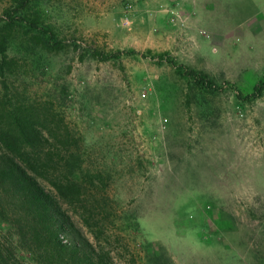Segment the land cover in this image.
Listing matches in <instances>:
<instances>
[{"label": "rangeland", "instance_id": "rangeland-1", "mask_svg": "<svg viewBox=\"0 0 264 264\" xmlns=\"http://www.w3.org/2000/svg\"><path fill=\"white\" fill-rule=\"evenodd\" d=\"M0 41V124L67 134L70 215L114 264H264V0H0ZM14 200L0 191V264H56Z\"/></svg>", "mask_w": 264, "mask_h": 264}, {"label": "trees", "instance_id": "trees-1", "mask_svg": "<svg viewBox=\"0 0 264 264\" xmlns=\"http://www.w3.org/2000/svg\"><path fill=\"white\" fill-rule=\"evenodd\" d=\"M45 47H50L49 42ZM0 50L6 54V46L1 41ZM92 57L108 61L116 56L103 52ZM169 63L179 75L197 86L211 92L216 89L206 73L185 69L174 60ZM263 91L264 88L257 87L250 97H260ZM67 143L65 132L57 134L47 130L35 114H21L12 122L0 124V191L15 199L21 218H18L21 238L26 239L30 231V240L36 244L43 237L46 246L53 248L56 264H114L111 253L101 244L104 228L92 222L86 211L78 214L73 210L93 236L92 243L70 215L69 209L80 201L84 186L78 175L81 166H73L74 161L80 162L79 156L61 152ZM90 177L100 179L101 175ZM92 186L93 192H98L96 182Z\"/></svg>", "mask_w": 264, "mask_h": 264}]
</instances>
